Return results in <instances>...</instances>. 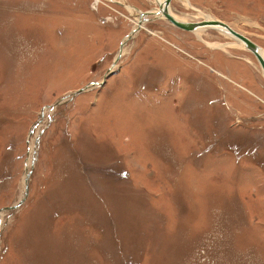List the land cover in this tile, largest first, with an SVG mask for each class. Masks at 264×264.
Returning <instances> with one entry per match:
<instances>
[{"label":"rangeland","instance_id":"rangeland-1","mask_svg":"<svg viewBox=\"0 0 264 264\" xmlns=\"http://www.w3.org/2000/svg\"><path fill=\"white\" fill-rule=\"evenodd\" d=\"M158 1L0 0V264H264L260 65ZM170 9L264 51V0Z\"/></svg>","mask_w":264,"mask_h":264},{"label":"water","instance_id":"water-1","mask_svg":"<svg viewBox=\"0 0 264 264\" xmlns=\"http://www.w3.org/2000/svg\"><path fill=\"white\" fill-rule=\"evenodd\" d=\"M171 2H172V0H163V2L159 3V9H160L159 13H162L163 16L169 22L173 23L174 25H176L177 27H179L181 29H184V30H187L190 32H194L200 28H207V27H209V28L210 27H213V28L218 27V28L226 29V32L230 33L232 36H234V38L238 39L240 41L241 45L243 47H245L248 51H250L256 57L259 65L263 71V74H264V56L261 53L262 48L257 43L252 41L249 37L245 36L244 34L236 31L229 24H227L223 21H220V20H203V21H198V22H188V21L179 20L175 17V15H173L170 12ZM146 14H149V13L141 14V16H144ZM123 47H124V43L121 46L120 55L122 54Z\"/></svg>","mask_w":264,"mask_h":264},{"label":"bare ground","instance_id":"bare-ground-1","mask_svg":"<svg viewBox=\"0 0 264 264\" xmlns=\"http://www.w3.org/2000/svg\"><path fill=\"white\" fill-rule=\"evenodd\" d=\"M159 3L160 2H163V0H159L158 1ZM129 7V6H128ZM130 8V7H129ZM159 11H160V9H158V10H156L155 11V13L154 14H156V15H160L159 17H163V18H165L164 16H163V14L162 13H159ZM157 12V13H156ZM170 12H171V9H170ZM172 13V12H171ZM173 14V13H172ZM174 15V14H173ZM176 17V16H175ZM177 18V17H176ZM207 19H205V20H214V19H212L211 17H206ZM166 19V18H165ZM177 19H179V18H177ZM179 20H183V21H186V20H184L183 18L181 19H179ZM171 23V22H170ZM173 24V23H172ZM174 25V24H173ZM174 26H176V25H174ZM137 27H142L141 26V24L139 25V24H137ZM177 27V26H176ZM179 28V27H178ZM208 29H209V27H207ZM207 28H200V29H198V30H196L197 32H196V34L198 35L199 33H200V31H202L203 29H207ZM211 28H213V27H210V29ZM216 29H219V30H221V31H223L224 33H226L227 35H229L230 37H232L234 40H236L237 41V43H239V45L240 46H242L241 45V43H240V41L238 40V39H236V38H234V36H232L230 33H228V32H226V29H224V28H218V27H215ZM181 29V28H180ZM184 30V29H183ZM187 31V30H186ZM190 32V31H189ZM195 32V31H194ZM231 44H234V43H231ZM228 45H230V43H227V44H219V43H211L210 44V46H212V47H215V48H221V47H223V48H225L226 46H228ZM242 48H245V47H242ZM246 49V48H245ZM248 51V50H247ZM261 53L263 54V56H264V51H261ZM261 68V67H260ZM262 70V69H261ZM262 73H263V71H262ZM264 75V74H263Z\"/></svg>","mask_w":264,"mask_h":264}]
</instances>
